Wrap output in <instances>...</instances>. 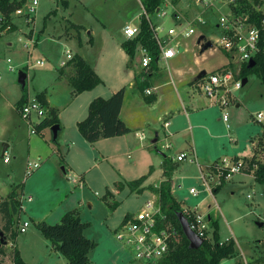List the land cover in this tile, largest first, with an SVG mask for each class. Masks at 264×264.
Instances as JSON below:
<instances>
[{"label": "rangeland", "instance_id": "374dc122", "mask_svg": "<svg viewBox=\"0 0 264 264\" xmlns=\"http://www.w3.org/2000/svg\"><path fill=\"white\" fill-rule=\"evenodd\" d=\"M65 1L67 3H63ZM169 1L171 3L163 5V9L168 12L166 17L159 18L157 13L149 16L152 25L158 24L165 29L176 26L180 31L181 23L185 27L200 14L217 20V13L220 12V8L216 11L207 6H199L196 0ZM144 14L140 0H40L35 20L30 26L32 28L29 29V26L19 20L17 30L0 37V189L8 192L24 182L25 196H33L32 203H23L26 212L20 215L22 222L25 219L31 220V227L26 233H18L15 238H11L29 264H69L52 242L41 233L38 223L47 218L50 224H58L65 213L75 209L78 210L82 222L88 224L86 237L97 243L96 249L90 254L93 264H146L132 261L117 238V231L125 218L129 214H137L153 195L135 191L132 182L146 174L152 162L157 168L161 160L159 149L148 148L153 143L155 131H160L161 137L164 134L161 126L156 123V114L148 113L144 105L136 104L138 108L135 106V110L138 114L133 116L134 124L140 125L147 118L153 120V124L146 131L148 137L143 133L138 135L140 143L134 133L130 140L117 136L95 143L83 140L85 144H82L76 139V127L68 125L69 115L72 114L76 102L74 96L71 97L72 85L69 82L58 84L59 79L57 80L59 69L70 67L68 63L67 66L59 68L67 59V50H71L73 55H82L100 71L101 79L106 80V84L99 85L100 90L112 83L115 73L128 77V65H125V58L120 54L123 28L130 23L140 25ZM177 17H181L182 21ZM203 31V34L179 42L178 49L181 47L183 55L177 61L187 64L185 69H180L184 72V76L178 78L180 85L174 82L164 84L168 80L165 76L154 81L158 86L164 84L157 88V94L164 97L168 95L164 98L165 103H175L179 96H187L188 90L184 88H189L188 80L193 83L189 92L195 93L193 85L198 82V74L187 76L189 67L197 73L204 70L211 73L227 63L225 53L212 50L214 47L202 53V49L212 40L210 37L217 38L220 33L214 25H209ZM29 39H35L34 44L29 47L30 52L25 46ZM137 53L135 60L140 65L139 49ZM43 57L47 60L44 68L32 67ZM227 58L232 70L241 74V65L235 57ZM9 59L12 60L11 64ZM228 65L223 67L227 68ZM10 67H14V71ZM161 67L166 70L168 66L163 63ZM20 71H26L28 75L26 90L30 93V99H37L36 94L46 90L48 94H54L56 104L65 106L63 116L61 115L63 122L67 123L64 137H60L61 141L57 142L48 135L49 140L44 142V146L37 144V152L44 154L45 147H49L53 149V154H49L47 158L43 156L39 161L41 168H34L33 171L25 167L31 127L19 120L16 110L19 109V106L16 107L17 102L25 93L18 82ZM151 90L152 95H147L146 91L145 95L154 97L156 88ZM225 110L229 115L230 127L224 121V114L217 111L210 113V126L215 136L226 137L224 134L231 132L233 140L230 142L229 137L221 140V148L205 145L199 151V162L214 156L224 158L244 155L252 144L253 153L249 157H238L237 161L228 159L231 165L243 160L244 170L235 174L230 182H226L217 195L210 196L206 195L210 192L202 186L198 161L192 164L189 160L191 157H188L177 171L186 178L183 180L186 189L176 190V196L186 207H198L207 219L212 216L218 222L221 242L235 241L238 254L224 263L246 264L244 261L252 263L259 259L256 262L264 264V226H260L264 225V187L252 177L258 164H264V133L256 137L264 130V121L260 123L254 119L258 112L264 113V83L261 78L255 74L250 75L248 83L233 93L231 105ZM16 122L23 125L21 130ZM210 138L211 141L214 140L212 136ZM234 139L238 144L233 142ZM9 140L12 148L6 153L11 160L5 163L6 155L3 150ZM60 146L61 154L58 153ZM175 148V151H180V147ZM223 161L222 159L217 162ZM250 164L254 170L246 173L245 169H249ZM244 173L251 176H245ZM82 176L85 179L82 180V186H79L74 180L77 178L79 181ZM191 187L198 188L200 194H191ZM209 234L213 241L212 226Z\"/></svg>", "mask_w": 264, "mask_h": 264}, {"label": "built area", "instance_id": "2783aa9c", "mask_svg": "<svg viewBox=\"0 0 264 264\" xmlns=\"http://www.w3.org/2000/svg\"><path fill=\"white\" fill-rule=\"evenodd\" d=\"M196 2L199 6H207L216 11L220 8V12H216L218 16L216 17L217 20H211L204 14H200L196 19L189 21L185 27L181 23L180 31H178L176 26L165 31L158 24L152 25L154 37L160 47L158 61L168 64L171 60L177 58L182 52L181 47L180 50L178 49L179 42L189 40L198 34H203V29L209 25L217 26L220 31L217 38L210 37L212 39L210 42L213 45L212 47H214L212 50L222 51L232 59L235 57L237 63L241 65V69L252 60L255 61V58L264 49V21L262 28H259L251 23L248 15H236L231 7L237 0H196ZM169 3H171L169 0H164L163 5H168ZM39 5L40 0H27L22 7L16 9L9 16L0 11V37L7 32H14L13 27L19 26V20H22L26 26H29V29L32 28L30 26L33 25ZM163 5L157 11L159 18H164L168 15V12L163 9ZM177 18L179 19V17ZM180 21H182L181 17ZM123 33L127 40L135 39L140 34V25H126ZM34 42L35 39L26 41L25 46L28 52H30L31 49L29 47ZM138 49L141 52L140 66L143 71L148 73L152 67L153 59L144 47L139 46ZM66 54L67 59L61 63V67L67 66L73 58L70 50H67ZM8 62L11 64L12 60L9 59ZM46 64L47 60L40 58L32 67L43 68ZM228 66L230 67L231 65ZM229 67H223L211 73L205 72L202 77L198 76V82L193 85L196 93L204 95L211 104L222 109L225 122L229 121V115L225 109L231 105V96L235 91L243 87V79L240 77V74H237ZM10 70L13 71L14 67H10ZM146 94L152 95L153 92L151 89H147ZM19 110L23 120L31 127L32 134L38 133L37 126L44 121L49 112L38 99L27 101ZM263 118V112L257 115L259 122H262ZM169 125L170 123H165L166 127ZM187 157V153H182L178 156L177 160L184 161ZM4 161L8 163L9 157H6ZM190 162L197 163V159L191 157ZM243 162L242 160L231 165L227 159H224L223 162H216L207 168L199 166L202 186L207 191L213 193L214 189L221 185L223 179L228 182L235 174L241 173L244 170ZM34 168H39V163H29V170L33 171ZM82 180L80 178L78 181L75 178L74 181L79 186H82ZM190 193L198 196L200 190L193 187L190 189ZM23 200L32 202L33 198L28 196L24 197ZM3 203L4 199L0 196V207ZM20 208L23 210L24 207L21 205ZM183 213L188 221L189 218L191 219V222L189 221L190 229L200 238L210 240V220L199 211V208L184 207ZM30 226L31 223L25 221L20 228V232H27ZM117 238L122 242L132 261L157 264L170 254L171 244L174 240L178 239V232L175 227L166 222L159 197L154 194L137 214L125 218L117 231ZM0 264H15V250L14 244L11 241V234L1 233V231Z\"/></svg>", "mask_w": 264, "mask_h": 264}, {"label": "trees", "instance_id": "16d2710c", "mask_svg": "<svg viewBox=\"0 0 264 264\" xmlns=\"http://www.w3.org/2000/svg\"><path fill=\"white\" fill-rule=\"evenodd\" d=\"M27 0H0V11L8 16L16 9L22 7ZM142 2L145 14L140 19V34L131 40H125L122 43V49L130 57L133 62L135 60L137 49L139 46L144 47L153 59V66L159 64L160 47L154 37V29L149 16L156 14L158 9L163 5L164 0H140ZM177 0H174V2ZM63 3H67L66 1ZM264 6V0H237L231 9L236 15H248L251 23L262 28L264 21V13L260 9ZM16 26L13 27L15 31ZM264 47V46H263ZM256 65L249 69L248 65H244L241 69L240 77L247 79L250 75L255 74L261 78L264 83V49L255 58ZM75 69V74L70 76L69 82L72 85L74 95L93 90L97 86L104 84V81L96 73L93 66L88 63L82 56L75 55L69 61ZM137 85L141 94L146 100L154 102L153 97L145 95L149 83L141 81L137 78ZM25 90V89H24ZM126 89L115 92L109 98H97L89 107L88 117L78 124L80 134L90 143L100 140L110 139L117 136H124L132 132V130L121 119V111L124 105ZM37 99L46 107L49 112L48 116L38 126L37 130L52 128L60 125L58 111L50 108L48 105L47 94L45 92L37 95ZM27 102L23 98L20 107ZM236 158L234 161H237ZM253 165H249V169H245L246 173L253 172ZM176 170V166L169 159L164 161V177L165 180L158 187H152L150 190L159 197L162 207V213L166 217V222L176 228L178 239L171 244L170 254L159 261L157 264H225V260L233 259L237 256L235 241L221 242L219 237V224L211 218V226L213 228L214 240H205L204 244L198 249H192L190 242L183 232L179 220V213H183L182 204L174 196L172 192V177ZM256 182L264 187V164L259 163L257 169L253 172ZM146 176L133 181L135 191L143 192L140 187L146 181ZM226 185L223 179L220 186L214 189V193L219 192ZM21 186L15 188L8 200L13 210H20L19 190ZM191 222V219L189 218ZM88 224L83 223L77 209L67 212L58 224L51 225L46 222L38 224L41 233L46 236L53 244L54 248L68 260L69 264H93L90 254L97 247V243L86 237L85 231ZM259 260V259H258ZM256 260V261H258ZM249 264H258V262ZM260 261V260H259ZM264 261V258H263ZM15 264H29L21 256L18 250L15 251ZM238 264H244L239 262Z\"/></svg>", "mask_w": 264, "mask_h": 264}, {"label": "crops", "instance_id": "0c3cea01", "mask_svg": "<svg viewBox=\"0 0 264 264\" xmlns=\"http://www.w3.org/2000/svg\"><path fill=\"white\" fill-rule=\"evenodd\" d=\"M260 10L263 11V13H264V6ZM178 20H180V17ZM172 27H174V26H171L169 28H172ZM216 28H217V26H216ZM168 29L164 28L165 31ZM125 40H126V38L124 36V33H122L121 46ZM9 45H11V44H9ZM120 50H121L120 54H122L121 56H123V58H125L124 59L125 65L126 64L128 65V70H129L128 71V77L124 76L123 74H119V73L114 72L116 74L115 79L112 80V83L109 84V86L105 85L106 87H104V89H102V90L98 89L99 86H97L93 90L83 92L79 95H74L73 90H72L71 97L74 96V98H75L74 100L76 102H75V105H74L75 107H74L72 114L69 115L68 125H70V127H73V128L76 127V128H74V129H77V132H78L76 139L78 141L82 142V144H85L83 140H86V139L80 134L79 129H78V124L88 117V115H89L88 109L90 107V104L97 98L106 97V99H107V98L111 97L115 92H117L121 89H126L124 105H123L120 116H121V119L124 121V123L132 130V132L127 134V135H124V137L127 140H130V138H131L130 136H132L134 133L136 134V138L141 133H143L145 136L148 137V133L146 132L147 128L151 127V125L153 124V122H152L153 120L150 118L143 119L140 125L134 124V122H133L134 117L133 116L135 114H138V111L135 110L136 109L135 106L137 107L136 104L144 105V107L147 108L148 113L150 112V113L156 114V117H157L156 123L161 126V129H163V132H164V134L162 133V137H161L160 131L159 132L155 131V134H154L155 136H154V140L152 141L153 142L152 145L150 147H148L149 144H145L148 148H150L152 150L154 148L157 150L159 149V152L161 153V160H159L157 168H155V166L152 165L153 162L151 163V165L148 164L149 165L148 171L146 174H144L142 176V177H144V176L147 177L146 181L140 187V189L143 191L142 193L147 192L148 195H150V193L154 195V193H152L149 189H151V187H154V186L157 187L161 182H163L165 180V177H164V161L167 158V159L171 160L173 162V164L176 166V170H175L176 172H174L173 177H172V192H173L174 196L178 199V201L182 204V206H185L184 202L181 201L176 196V190L186 189V185L183 182V180H186V178H184L183 176L180 175V171H179V173H177V171L181 169V166H180L181 163L185 162V160L188 157H195V159H197V161H198L197 165L202 166L204 168H207V167L211 166L212 164L216 163L218 160L236 159L238 157H249L253 153L252 152V148H253L252 146L253 145L251 144L249 151L244 155L231 156V157L226 156L224 158H222V156H220L218 158H216L217 156H214L212 159L209 158L206 160H201L202 163L199 162L200 161L199 151L202 147H204L205 145L211 144L213 147L221 148L222 147L221 140L226 139V137L227 138L229 137L230 142H232L233 138L231 136L230 131H229L230 132L229 134H227V133L224 134L226 137H222V136H218V135L215 136V132H213L214 130L210 126V122H211V118H212L211 114H213L215 111H217V112H219V114H221V113H223L222 109L219 108L218 106L216 107V106L212 105L211 102L202 94L196 95L195 91H194L195 93L191 94L189 91H190L193 83L190 82L189 80H188L189 88L188 87L184 88V89L188 90V95L185 97L179 96V98H178L179 102L175 101V103H173V102L165 103L164 98L168 97V95H166L164 97L162 94H157V88H159L161 85L170 84L172 82L176 83L177 85H180V83L178 82V78H180V76H184V72L180 69H185L184 67L187 66V64L183 65V63L180 60L177 61V59H179L183 55L182 52L180 53V56H178L174 60H171L172 62L170 61L168 64H166V66H168L166 70H164L163 67H161V64H163V62H159V64L157 66L152 65L150 71L148 73H146L145 71L142 70L141 66L138 64V62H136V60H134L132 62L130 60V57L126 54V52L123 49H120ZM202 53H205V52H202ZM71 54H72V56L77 55V54L73 55L72 52H71ZM80 56H82V55H80ZM225 56L227 59V63L222 65L218 69H221V68H223V66L228 65L230 63L229 59L227 58L228 57L227 54H225ZM164 66H165V63H164ZM59 68H62L61 64H60ZM93 68L96 71V73L100 76L101 75L100 71L97 70V68L94 66H93ZM139 68H140V70H139ZM67 70H69V71H67ZM187 72H188L187 76H191V75L194 76V75L198 74L197 75V78H198L200 73H203L206 71L204 70V71H201L200 73H197L195 71V69H193L192 67H189ZM177 73H178V75H177ZM58 74H59V77H57V80L59 79L58 84H63V83L69 82L68 78L75 74V69L72 65H70V67L67 66L65 68L59 69ZM162 76H165L168 78L167 82H165L164 84H161L159 86L156 85L154 83V81L155 80L158 81V79H160ZM137 78H139L141 81L148 82L149 83L148 89L156 88V93L153 95L154 96L153 97L154 102L149 103L146 100V98L141 94V91H140V89L136 83ZM27 81H28V76H27ZM105 82H106V80L104 81V84H106ZM26 88H27V82H26V87H25V93L21 96L20 100L17 102L16 107L19 106V108H20L19 104L23 98H25V100H27V101L33 100V99H30V96H29L30 93L26 90ZM43 91L47 94V100H48L49 107L55 108L59 114L61 130H60V133H59V136L57 139V142H58L60 140V137H64V134L66 132V127H67V123L63 122V117L61 119V115L64 111L65 106L61 105V104H56L54 102V98H53L54 94L53 93L48 94L46 90H42L41 93H43ZM38 94L39 93L36 94L35 98H37ZM239 106L240 105H237V107H239ZM16 110L18 111L19 120L22 123H23V121L26 122L21 117L20 110L18 108H16ZM135 111H137V112H135ZM258 113H261V112H258ZM160 119H163V120L160 121ZM254 119H255V121H258L257 117H255ZM263 121H264V118H263L262 122H260V123H263ZM166 122L170 123V125L168 127L165 126ZM226 123H227V126L229 128L230 125L228 124V122H226ZM26 124H27V126H29L27 122H26ZM16 125H17L19 130H21L23 128V125H20L19 122H16ZM154 128H155V124H154ZM39 131H41V133ZM39 131L37 134H32V130H31L30 135H29L28 155H27L26 164H25V167H27L28 169H29V163H31V162L39 163V161H41V159H43V156H46V158H47L49 154H53V149L49 148V147H45V151L43 152L44 154H41V153L36 151L37 144H41L42 146H44V142L49 140V138H47L48 135H50V138L54 137L53 132L51 130V127L45 128V129L39 130ZM263 133H264V130L262 131V133L258 134V136H256V137L262 136ZM37 135H39V137H35ZM209 135L212 136V139H214V140L211 141V138ZM106 140H111V138L106 139ZM137 141L140 143V140L138 138H137ZM233 142L238 144L237 143L238 141L235 139ZM175 145L177 147H180L179 152L177 150H176L177 152L175 151V149H176ZM11 148H12V143L10 144V140H9L8 144H6V147L3 150L5 155H6L5 158L9 157V162L11 159H10V156L6 152ZM160 149H161V151H160ZM58 153L59 154L62 153L61 146L58 149ZM182 153H187L188 157L184 161H178L177 158ZM5 158H4V160H5ZM31 158H33L34 161L31 160ZM28 160H29V162H28ZM36 160H38V161H36ZM204 161H206V162H204ZM192 164H196V163H192ZM39 168H41V163H39ZM243 175L251 176V175H246L245 173ZM252 177H254V176L252 175ZM81 178L85 179L84 176H82ZM228 182H230V181H228ZM20 186H21V188L18 191L19 192V205H20V207L22 205L24 208H23V210H21V208H20V210H17V211L13 210V208L10 204L8 205V200H9V196H10L11 192L15 188H17L18 186H14L12 188V190H10L8 192H3L0 189V196L4 199V203L0 207V231H1V233L11 234V238H13V237L15 238L18 233H21L20 228L25 221H29V222L31 221L30 219H25L22 222V220L20 219V215L22 214V212L23 213L26 212L25 206L23 204L24 202H26V200H23L24 197H26L25 196L26 185L24 182H22V183H20ZM191 188H193V187H191ZM219 192H217V193H214V192L209 193L208 192L209 194H206V195L214 196V194L217 195ZM30 196L33 198L32 195H30ZM21 199H22V203H21ZM32 202H27V203H32ZM198 205H199V203H198ZM131 215H134V214H131ZM131 215L129 214L128 216H131ZM211 218H212V216H209V218H208L210 220V222H211ZM41 222H46L47 224H50L47 218L44 220H41L39 223H41ZM51 225H53V224H51ZM14 250L19 251L16 244H14ZM19 252H20L22 258L25 260V257L22 255L21 251H19ZM244 262L246 264L249 263L246 261H244Z\"/></svg>", "mask_w": 264, "mask_h": 264}, {"label": "water", "instance_id": "95a60500", "mask_svg": "<svg viewBox=\"0 0 264 264\" xmlns=\"http://www.w3.org/2000/svg\"><path fill=\"white\" fill-rule=\"evenodd\" d=\"M212 43L208 42L206 44V46L202 49V52L207 51L208 49L212 48ZM256 65V61L252 60L249 64H248V68L252 69L254 68ZM205 74V72L201 73L199 77H202ZM27 73L25 71H20L19 72V77H18V82L19 84L23 87V89H25L26 87V82H27ZM248 82V78L243 80V86H245ZM52 132H53V136H54V140L57 141L60 130H61V126L60 125H55L51 128ZM181 226L183 228V232L186 235L187 239L190 242V247L192 249H198L200 248L203 244H204V239L200 238L198 235H196L191 229H190V225H189V221L187 219V217L184 215V213H179L178 215ZM260 226L262 227L263 224H260Z\"/></svg>", "mask_w": 264, "mask_h": 264}]
</instances>
